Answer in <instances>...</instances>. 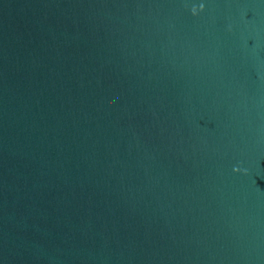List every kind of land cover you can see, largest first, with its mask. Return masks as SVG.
I'll return each instance as SVG.
<instances>
[{"label":"water","instance_id":"water-1","mask_svg":"<svg viewBox=\"0 0 264 264\" xmlns=\"http://www.w3.org/2000/svg\"><path fill=\"white\" fill-rule=\"evenodd\" d=\"M0 264H264V0H0Z\"/></svg>","mask_w":264,"mask_h":264}]
</instances>
